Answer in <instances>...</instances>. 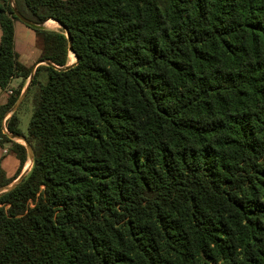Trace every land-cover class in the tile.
<instances>
[{"label": "trees", "instance_id": "16d2710c", "mask_svg": "<svg viewBox=\"0 0 264 264\" xmlns=\"http://www.w3.org/2000/svg\"><path fill=\"white\" fill-rule=\"evenodd\" d=\"M14 2L70 34L72 51L31 28L40 61L78 60L39 65L6 122L34 162L0 196V264H264V0ZM16 21L0 0V89L21 79L0 107L20 163L9 178L0 162V189L28 162L2 130L32 71Z\"/></svg>", "mask_w": 264, "mask_h": 264}, {"label": "rangeland", "instance_id": "374dc122", "mask_svg": "<svg viewBox=\"0 0 264 264\" xmlns=\"http://www.w3.org/2000/svg\"><path fill=\"white\" fill-rule=\"evenodd\" d=\"M17 25L20 26V24L17 22ZM25 28V27H23ZM49 30H54V31H60L62 29L58 23L54 21H49V26L47 27ZM27 41L26 38L21 35L20 33L17 34L16 41H15V51L19 55V60L20 62L25 65V66H32L36 62V59L41 56V49H40V41L36 42V44L31 43V47L27 48ZM30 43V41H28ZM39 59V58H38ZM75 61L74 55L71 53L70 54V62L72 63ZM42 81H45V77H40ZM21 104L19 105V107ZM18 107V109H19ZM17 109V110H18ZM33 113V105L31 101V96L29 97L28 100L22 105V107L19 110V117L21 119L20 123V130L24 133H28V127H29V122L31 119ZM7 119V117H6ZM9 119V116H8ZM7 121V120H6ZM6 121L3 119L2 123L6 127ZM7 129V128H6ZM20 144H23L25 146V143L23 141H16ZM9 148L8 146H6ZM6 163L4 165V168L7 170V172L10 173L12 167L14 166L16 160L15 154L10 151L9 155L6 156L5 158ZM30 161L28 158L27 166L26 168H30Z\"/></svg>", "mask_w": 264, "mask_h": 264}, {"label": "water", "instance_id": "95a60500", "mask_svg": "<svg viewBox=\"0 0 264 264\" xmlns=\"http://www.w3.org/2000/svg\"><path fill=\"white\" fill-rule=\"evenodd\" d=\"M11 5L13 7V10H14V13L16 15V17L23 23L25 24L26 26H29L30 28H33V29H47V22L52 20L54 22H57L59 24V26L64 29L67 33V37L70 41V50L72 51V48H71V45H72V40H71V37H70V34L68 33V31L66 30V27L59 23L58 21H55L53 19H49L47 20L46 22L44 23H35L29 19H27L26 17H24L19 11L18 9L16 8L15 6V2L14 0H11ZM73 55L75 56V62L69 64L68 66L66 67H58L54 64H52L50 61H47V60H43V61H40L31 71V75H30V78H29V82H28V85L26 87V89L24 90V92L21 94L19 100L17 101V103L14 105V107L6 114L5 117L13 114L15 111H17L19 105L23 102L27 92H28V89H29V86L31 84V81L33 80L34 78V74H35V71H36V68L39 66V65H47V66H51V67H54L55 69L57 70H67L69 68H71L73 65H75L77 63V57L76 55L73 53ZM2 130H3V133L6 134L10 139L12 140H15V141H23L25 143V147L27 148V152H28V158H29V161H30V168H28L27 170L23 171L16 180H14L10 185L0 189V196L12 191L13 189H15L21 182L22 180L24 179V177L29 173L32 165H33V162H34V153H33V150L31 148V146L28 144V142L26 141V139L24 137H20V136H16V135H12L10 133H8L5 125L2 123Z\"/></svg>", "mask_w": 264, "mask_h": 264}, {"label": "crops", "instance_id": "0c3cea01", "mask_svg": "<svg viewBox=\"0 0 264 264\" xmlns=\"http://www.w3.org/2000/svg\"><path fill=\"white\" fill-rule=\"evenodd\" d=\"M17 22H18V21L15 22V41H16V37H17V34H18V33H20L21 35H23V36L26 38V40L30 41V43L27 41V48L31 47V43H32V44H36V42H38V40L40 41V39H39V37H38V34H37L33 29L28 28L25 24H23V23H21V22H18V23L20 24V26H18V25H17ZM48 26H49V21L47 22V27H48ZM23 27H25V28H23ZM47 29H48V28H47ZM1 40H2V30H1V28H0V43H1ZM40 49H41V42H40ZM41 54H42V49H41ZM38 58H39V59H38ZM38 58L36 59V62H33L34 64H33L32 66H29V65H28L27 67L33 69V68H34V67L40 62V58H41V56L38 57ZM28 82H29V79H28V81L26 82L25 87H24L22 93H23L24 90L26 89V87H27V85H28ZM20 83H21V79H16V80H14V81L12 82V84H11V90L3 91V90L0 89V107H1V106H4V105L7 104L8 99H9V97H10L11 94H12V90L18 88V86L20 85ZM25 97H26V96H25ZM24 99H25V98H24ZM18 114H19V111H18ZM5 116H6V115H5ZM10 116H11V115H9V117H10ZM3 119H5V121L8 120V116H7V119H6V117H4ZM2 121H3V120H2ZM6 122H7V121H6ZM0 140H1V139H0ZM6 146H8L9 148H7ZM10 151H11V144H10V143H4V144H2V145L0 144V162H1L2 167H3V169L6 171L7 176H8L9 178L14 177V175L16 174V172H17V170H18V168H19V165H20L19 160L16 158L17 161L15 162L14 166L12 167L10 173L7 172V170L4 168V165H5V163H6L5 158H6L7 155H9ZM26 166H27V164H26L25 167L23 168V171H25V170L28 169V168H26ZM23 171H22V172H23Z\"/></svg>", "mask_w": 264, "mask_h": 264}, {"label": "bare ground", "instance_id": "6f19581e", "mask_svg": "<svg viewBox=\"0 0 264 264\" xmlns=\"http://www.w3.org/2000/svg\"><path fill=\"white\" fill-rule=\"evenodd\" d=\"M50 21H52V20H50ZM57 23V22H56Z\"/></svg>", "mask_w": 264, "mask_h": 264}]
</instances>
